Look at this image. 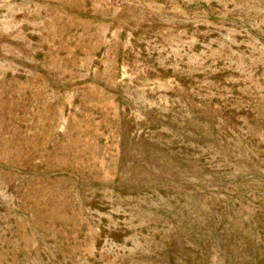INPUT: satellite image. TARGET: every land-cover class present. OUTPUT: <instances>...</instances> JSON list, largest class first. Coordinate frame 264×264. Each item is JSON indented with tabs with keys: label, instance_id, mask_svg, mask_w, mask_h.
I'll return each instance as SVG.
<instances>
[{
	"label": "rangeland",
	"instance_id": "1",
	"mask_svg": "<svg viewBox=\"0 0 264 264\" xmlns=\"http://www.w3.org/2000/svg\"><path fill=\"white\" fill-rule=\"evenodd\" d=\"M40 1L0 0V264H264V0Z\"/></svg>",
	"mask_w": 264,
	"mask_h": 264
},
{
	"label": "crops",
	"instance_id": "2",
	"mask_svg": "<svg viewBox=\"0 0 264 264\" xmlns=\"http://www.w3.org/2000/svg\"><path fill=\"white\" fill-rule=\"evenodd\" d=\"M78 0H53L51 3L52 13H60V10L66 11V9L70 10V6L73 7L75 2ZM84 3L86 0H79ZM90 1V0H89ZM25 4L29 7L30 11L26 12V15L23 18L38 20V19H46V12L42 11L44 9L45 4L41 3L40 0H25ZM30 6H35L32 8ZM96 52H101L100 47L96 48L92 55L87 56L83 53L82 49L79 51L68 49H60V51H51L47 50L43 55L42 64L36 58L34 61L33 68L34 71H31L30 77L31 81L39 82L37 79L42 78L43 83L53 82V80L47 78H60V81L65 83H83L85 75L90 77L85 82L86 83H95L97 80L92 79L94 76V71L97 70L96 65L93 63V58H95ZM70 64L66 60H69ZM42 69V74L39 70ZM102 71V67L100 68ZM86 72V73H85ZM35 78V79H34ZM98 82H101L99 80Z\"/></svg>",
	"mask_w": 264,
	"mask_h": 264
}]
</instances>
